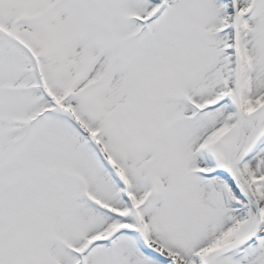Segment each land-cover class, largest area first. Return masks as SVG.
<instances>
[{
    "label": "snow or ice",
    "instance_id": "snow-or-ice-1",
    "mask_svg": "<svg viewBox=\"0 0 264 264\" xmlns=\"http://www.w3.org/2000/svg\"><path fill=\"white\" fill-rule=\"evenodd\" d=\"M0 264H264V0H0Z\"/></svg>",
    "mask_w": 264,
    "mask_h": 264
}]
</instances>
